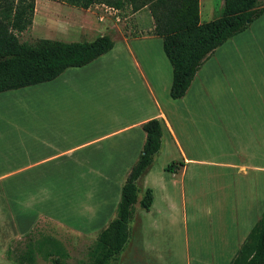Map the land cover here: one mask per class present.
Masks as SVG:
<instances>
[{
	"label": "rangeland",
	"instance_id": "374dc122",
	"mask_svg": "<svg viewBox=\"0 0 264 264\" xmlns=\"http://www.w3.org/2000/svg\"><path fill=\"white\" fill-rule=\"evenodd\" d=\"M24 1L25 4L33 1V11L30 30L18 35L21 41L39 37L89 41L103 34L104 28L119 30L120 34L131 38L152 35V19L146 7L132 11L125 6L113 13L103 4L81 9L56 0ZM220 6L221 0H199V21L216 17ZM263 6L264 0H258L257 7ZM116 32L112 31V35L118 39ZM231 39L226 40V45L217 47L214 55L205 59L198 70L191 87V93L197 95L198 101L196 111H193L195 117L186 112L178 115L179 101L168 96V89L164 97L159 92V100L185 152L205 165L188 167L183 177L178 173L170 176L167 171L162 173L159 165L166 157L177 158L175 147L168 149L167 156L160 151L154 156L145 180L156 190L163 187L169 203L165 206L157 200L149 213L136 207L138 213L135 212L130 223L129 240L110 264H230L242 242V232L238 231L241 223L238 215L234 216L233 200L234 188L242 184H245V235L258 219L264 207V137L260 143L256 135L254 137L249 129L244 128L243 106L264 122V12L229 43ZM150 43L153 47L148 53L156 57L155 45L153 41ZM138 44L142 46L144 40ZM158 49L162 53L160 44ZM202 81L203 88L200 87ZM31 99L30 104H23L21 109L7 106L8 111L14 112L10 113L12 116H24L22 120L17 121V118L14 121L13 129L17 130L16 126L27 128L23 122L35 117V110L30 107L33 105ZM60 99L63 104L58 105L65 106L66 99ZM55 101L52 100L51 105ZM83 103L89 104V108L92 106L88 100ZM27 106L29 110H26ZM66 107L76 114L80 111L79 108ZM129 116L122 117L130 120ZM253 129L251 127V131ZM72 138L76 140L78 136ZM239 151L248 153H245V175L208 165L235 162ZM58 171L52 170L45 179L40 172L35 175L34 170H0V210L12 213L0 218V264H18L12 260L14 240L25 242L27 234L57 239L66 252L65 264L87 262L89 245L112 217L115 205L100 208V219L92 222L85 219L82 192L66 189L67 183L81 177L79 170ZM180 178L179 186L177 181ZM174 181L177 182L175 187ZM141 193L138 191V198ZM91 207L94 206L88 208L89 212ZM9 220L10 227H6ZM7 248L10 253L6 252ZM35 264L50 262L37 257Z\"/></svg>",
	"mask_w": 264,
	"mask_h": 264
},
{
	"label": "crops",
	"instance_id": "0c3cea01",
	"mask_svg": "<svg viewBox=\"0 0 264 264\" xmlns=\"http://www.w3.org/2000/svg\"><path fill=\"white\" fill-rule=\"evenodd\" d=\"M108 8L113 13L120 10ZM112 31H117L118 39L113 37ZM103 34L112 39L113 46L89 63L80 67L66 68L49 81L0 92V121H2L0 124V170H34L35 175L40 172L45 179L52 170H59V173H64L62 170H79L78 175L81 177L67 183L70 187L68 186L66 189L82 192L81 206L85 210L82 215H85V219H90L91 222L97 218L100 219L98 217L100 208L102 210V207L107 204L116 205L124 176L136 159L143 143L144 133L140 127L142 122L150 118L159 120L162 129L160 154L164 153L167 156L170 153L168 149L174 147L177 150V158L166 157L165 161L159 165L162 173L165 171L163 168L168 161L178 160L182 163L176 173L169 172L170 176H175L178 173L183 177L188 167L205 165L185 152L181 140L176 135L168 114L159 100V94L162 93L161 96L164 97L165 90H169L171 83V68L162 51L160 38L153 34L144 38H131L120 34L119 30H110L109 28H104ZM231 38L229 43L234 41L235 35ZM141 40H144L142 46L138 44V41ZM151 41L155 45L156 57L148 53V51L152 52ZM133 43L134 46H132ZM159 44L162 53L158 49ZM214 52L211 56L214 55ZM198 70L184 95L173 99L179 101L178 115H183L186 112L196 116L193 111H196L197 95L191 93V87ZM200 84V87L203 88V81ZM82 85L84 88L81 87ZM31 97L33 105L28 106L35 110V117L29 118L28 122H23L28 125L27 128L16 126L17 130L13 129V123L18 116H12L10 113L14 112L8 111L10 109L7 106L12 105V108L15 109L19 106L21 109L23 104H30ZM60 98L66 99L67 106L79 108L80 114L71 112L66 105L59 106L58 104H63ZM52 100L56 101L51 105ZM86 100L92 103L90 108L89 104L83 103ZM28 106L26 110L30 109ZM59 107L64 108L59 109ZM243 108L244 128L249 129L254 137L256 135L259 138L258 142L262 143L264 122L258 120V116L251 109L245 108V106ZM128 115H130V120L128 117L123 119L122 116ZM23 118L24 116L19 117L17 121ZM251 127L254 128L253 131H251ZM74 135L78 136L76 140L72 138ZM245 153L248 155L245 151H239L235 162L208 165L225 168L224 171L236 170V172L245 175ZM152 163L136 180L140 192L143 193L146 188L151 190L152 199L149 209H143L147 213L151 211L157 200L165 206L169 203V198L164 193L163 187L156 190L155 187L147 185L145 175L150 171ZM179 170H183V172ZM210 180H212L211 177L209 183ZM180 181L181 178L177 181L179 186L181 185ZM177 182H173V187ZM211 186L210 191L213 189ZM234 190L236 193L233 194L234 208H236L234 216L238 215L241 223V228L238 229L240 233L242 232L241 242L245 237V184L237 186ZM181 193L182 204H184L185 195L183 191ZM90 206L94 207H91L89 212ZM136 207L140 208L138 203L135 204V212ZM238 208L241 210L238 211ZM136 213H134L133 219ZM11 214L10 210H0L1 219L2 216H11ZM9 222L10 220L8 224H5L6 227L7 225L10 227ZM11 223L13 224V222Z\"/></svg>",
	"mask_w": 264,
	"mask_h": 264
},
{
	"label": "trees",
	"instance_id": "16d2710c",
	"mask_svg": "<svg viewBox=\"0 0 264 264\" xmlns=\"http://www.w3.org/2000/svg\"><path fill=\"white\" fill-rule=\"evenodd\" d=\"M56 1L81 9L92 4L114 9L128 6L132 11L146 7L152 19V34L160 38L171 68L168 94L172 99L184 95L201 64L217 47L243 31L264 12V6L257 7L258 0H222L219 14L200 22L198 0ZM32 11L33 1L25 4L24 0H0V92L52 80L66 68L83 66L113 46L112 39L106 34L89 41L42 37L21 41L18 35L30 30ZM140 127L144 133L140 151L124 176L113 215L89 245L88 260L84 264H110L129 239L135 204L149 209L151 190L146 188L137 199L136 180L160 150L162 129L157 118L142 122ZM181 164L170 161L164 170L176 173ZM14 241L12 260L18 264H35L37 257L50 264H65L66 252L52 236L37 238L27 234L25 242ZM6 252L10 253V250L7 248ZM230 264H264V208L236 249Z\"/></svg>",
	"mask_w": 264,
	"mask_h": 264
}]
</instances>
